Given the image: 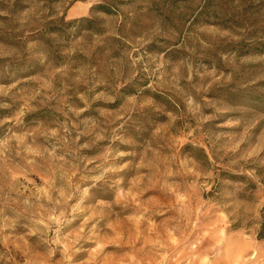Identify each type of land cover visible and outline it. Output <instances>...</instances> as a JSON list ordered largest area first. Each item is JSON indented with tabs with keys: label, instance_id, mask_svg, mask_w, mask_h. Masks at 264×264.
<instances>
[{
	"label": "rangeland",
	"instance_id": "1",
	"mask_svg": "<svg viewBox=\"0 0 264 264\" xmlns=\"http://www.w3.org/2000/svg\"><path fill=\"white\" fill-rule=\"evenodd\" d=\"M0 264H264V0H0Z\"/></svg>",
	"mask_w": 264,
	"mask_h": 264
}]
</instances>
